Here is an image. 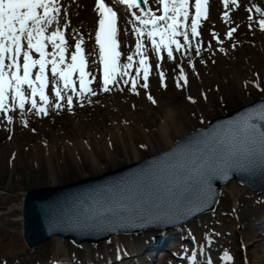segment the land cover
<instances>
[{
  "label": "rangeland",
  "instance_id": "374dc122",
  "mask_svg": "<svg viewBox=\"0 0 264 264\" xmlns=\"http://www.w3.org/2000/svg\"><path fill=\"white\" fill-rule=\"evenodd\" d=\"M253 1L264 8V0H237L240 7L230 3L227 9L223 6V0H209L210 18L202 21V35L198 38L204 42L203 59L193 50L183 61L189 85H183L182 81L181 86L177 85L176 78L180 75L177 63L167 58L160 61L155 53H151L150 88L143 89L141 80L138 84L139 96L131 93L129 82L124 92L102 94L99 97L100 103L89 104L85 108L77 106L72 111H54L43 118L31 114L29 109L30 114L26 117L29 121L28 127L24 126L18 111L13 114L14 124L11 126L7 124L6 117L0 116V182L2 177L8 176L3 186L0 183V246L5 249L0 251V264H4L3 259H8V264L17 263L19 260L21 264H36V261L47 264L54 257L71 259L72 253L78 255L80 264L90 260L98 262L106 256L113 260L117 247L135 250L140 248L143 252L142 248L149 237L146 234L120 236L121 239L116 237L109 246L101 243L96 252V244H84L81 248H75L68 241L61 239H52L29 249L24 245L21 236V197L5 192L23 193L25 188L59 185L68 178L74 180L114 169L133 160L128 143V150L124 144L131 137L134 138L139 159L151 154L152 149L159 151L168 147L162 131L164 122L168 126L167 133L174 142L179 136L203 126L207 119L217 115V106L221 107L224 100L227 99L229 107H234L264 95V90L257 91L258 84L264 88V32L258 27L259 14L254 10ZM140 2L143 7L142 0ZM61 3L64 6L65 22H70V28L66 31L69 61L71 52L75 50V31L85 40L83 47L86 58L91 62L95 57L89 54L98 47L94 39L99 20L98 13L94 10L95 0H61ZM190 3L194 4V0H190ZM156 6V0H150L147 5L154 10ZM250 7L253 8L251 13L247 11ZM132 11L138 10L126 12L129 21L133 19ZM190 11L194 14V8ZM225 12L229 14V23L224 21ZM249 16L253 17L251 29L248 27ZM123 23L121 20L118 27ZM127 27L129 31H122L118 37L122 44V62H126V55L134 51L136 40L132 31L134 25L129 23ZM232 27H237V33L234 39L229 41L227 31ZM213 32L218 33L224 41L222 46L227 55L219 52L221 45L217 44ZM130 34L132 36L128 38ZM209 42L215 55L209 53ZM233 44L236 45L235 48L232 47ZM146 45L150 47L147 41ZM48 50L51 51V48ZM34 55L38 58L37 54ZM164 55L166 57V53ZM188 57L195 62V71ZM93 71L102 82V66L98 71ZM131 71L135 75V67ZM161 71L165 73L164 80H160ZM164 84H167L166 89ZM95 86L94 84L93 87ZM148 94H152L157 100L156 105L147 99ZM188 96L195 99L196 104H192L187 99ZM171 112L175 115L169 119ZM127 126L131 128L128 130ZM33 128L35 131H32ZM80 140L84 144L82 149L76 147ZM124 147L128 158L122 153ZM106 149H114L115 153H110V157ZM90 150L96 156L94 163L90 160ZM12 175L16 176L17 185L11 181ZM233 188H236V195L231 193ZM1 189H4V192ZM220 199V209L215 211L216 214L208 213L190 223L191 230H195L199 236L201 234L197 242L201 245L202 254L208 252V248L202 246L204 225H208L206 231L204 229L205 232L210 230L209 226L212 225L217 232L213 234L217 242L211 249L215 251V255L232 251L237 259L239 258L240 264L241 240L246 256L254 260V264H263L264 230L261 228L264 223L262 224L261 216L264 213V196L257 195L236 181H231L225 185ZM230 208L232 214L228 215ZM115 242L119 243L114 244ZM148 255L149 253H146L143 256ZM167 259L172 260L167 256L160 263L166 264Z\"/></svg>",
  "mask_w": 264,
  "mask_h": 264
},
{
  "label": "snow or ice",
  "instance_id": "6c2138e0",
  "mask_svg": "<svg viewBox=\"0 0 264 264\" xmlns=\"http://www.w3.org/2000/svg\"><path fill=\"white\" fill-rule=\"evenodd\" d=\"M117 2L126 6L125 13L138 11L131 12L133 19L129 21L126 16L118 15L119 9L114 10L110 0H95L94 10L99 20L94 39L98 47L89 54L95 57L90 62L83 47L85 40L75 31V50L69 61L66 31L70 22H65L61 0H0V116L6 117L9 126L14 124L13 114L17 111L28 127L29 109L31 114L43 118L54 111L85 108L100 103L102 94L124 92L129 82L131 93L139 96L141 80L143 89L150 88L151 53L160 61L167 58L177 63L180 71L177 85L181 86V81L189 85L183 61L193 50L203 59L204 42L198 38L202 35V21L210 18L209 0H194V4L190 0H156L155 10L147 7L150 0H142L143 7L140 0ZM230 3L241 6L237 0H223L224 8ZM192 8L194 14L190 11ZM254 10L259 14L258 27L264 32V8L256 6ZM247 11L251 13L253 8ZM223 18L225 23L230 22L227 12ZM121 20L124 23L118 27ZM252 20L249 16L250 29ZM129 23L134 25L135 46L126 55V62H122V44L118 37L122 31H129ZM236 33L237 27H232L227 31V39L232 41ZM212 35L221 45L219 52L227 55L220 35L215 32ZM207 48L215 55L211 42ZM188 59L195 71V62L191 57ZM101 66L102 82L93 71ZM134 67L135 75L131 71ZM159 77L164 80L165 73L161 71ZM163 87L166 89L167 84ZM147 99L157 104L152 94ZM187 99L196 104L191 96ZM257 170L264 172V108L253 109L230 121L226 131L213 130L189 137L183 144H177L166 160L100 189L92 203L84 200L74 213L54 215L49 227L53 231L95 233L126 228L134 223L175 224L213 199V180L219 175ZM161 174L168 177L166 184H161Z\"/></svg>",
  "mask_w": 264,
  "mask_h": 264
},
{
  "label": "water",
  "instance_id": "95a60500",
  "mask_svg": "<svg viewBox=\"0 0 264 264\" xmlns=\"http://www.w3.org/2000/svg\"><path fill=\"white\" fill-rule=\"evenodd\" d=\"M150 165L154 164H149L145 166L144 169L148 168ZM142 169L143 168L139 167V165H136L130 167L128 172H126L125 174L122 173L121 175H113V173L106 174V172L104 173L106 174L104 176L89 177L86 179H82L74 184L68 183L54 188L46 187L37 190H30L25 196L23 210L25 218V236L27 238V241L29 240V243L31 244L38 240H44L48 238L49 234L46 231L52 233L57 232L63 236H68L73 238L74 240L81 241L84 239L98 240L118 230H134L150 226H159L151 223H134L128 225L126 228H117L114 231H99L95 233H80L67 230L53 231L49 227V221L54 215L61 213H74L75 211H77L79 203L81 201L87 200L89 203H92L96 196V193L99 192L100 189L105 188L109 185L117 184L126 178L133 177ZM229 174H235L238 178L248 181L255 190L264 189V172L262 171L257 170L254 172H232ZM226 176L227 175H219L216 179L213 180V193L218 189V181L221 178H225ZM159 179L162 185L168 182V177L164 174H161ZM109 195L116 196L118 194L110 193ZM201 209L202 208L196 209L193 213L185 216L184 218L199 212Z\"/></svg>",
  "mask_w": 264,
  "mask_h": 264
},
{
  "label": "bare ground",
  "instance_id": "6f19581e",
  "mask_svg": "<svg viewBox=\"0 0 264 264\" xmlns=\"http://www.w3.org/2000/svg\"><path fill=\"white\" fill-rule=\"evenodd\" d=\"M173 118V117H172ZM168 126L166 125V122H164V124H163V128H162V131H163V134H164V136L166 137V139H167V144H168V146H170L171 144H172V137L170 136V134L169 133H167V130H166V128H167ZM128 130L131 128V127H129V126H127L126 127ZM127 143H128V145H129V148H130V151L132 152V156H133V160H137V158H138V154H139V152L137 151V149L135 148V145H134V138L133 137H131L130 138V140H128V141H126L124 144H125V147L127 148ZM83 144H82V141L80 140V144L77 146L76 145V147H78V148H83ZM75 147V146H74ZM76 147L74 148V149H76ZM123 148V151H122V153L128 158V152H126V148ZM68 149V148H67ZM127 150H128V148H127ZM70 151V150H69ZM106 151L108 152V154H110V153H115V150L113 149V150H111V151H108L107 149H106ZM155 150L154 149H152V152H154ZM90 155H91V157H90V160H91V162L92 163H94L95 161H96V156L94 155V153L92 152V151H90V153H89ZM111 155L112 154H110V157H111ZM49 171H50V169H49ZM50 176H52V173L50 172ZM56 180V179H55ZM232 194H234V195H236V193H237V191H236V188H233L232 189V192H231ZM251 262V264H253V260L252 261H250Z\"/></svg>",
  "mask_w": 264,
  "mask_h": 264
},
{
  "label": "clouds",
  "instance_id": "9594fccd",
  "mask_svg": "<svg viewBox=\"0 0 264 264\" xmlns=\"http://www.w3.org/2000/svg\"><path fill=\"white\" fill-rule=\"evenodd\" d=\"M174 115H175V113L174 112H171L169 119H171L172 117H174Z\"/></svg>",
  "mask_w": 264,
  "mask_h": 264
}]
</instances>
